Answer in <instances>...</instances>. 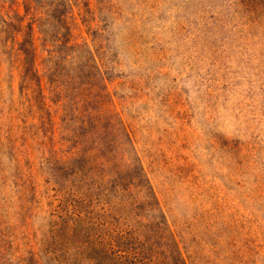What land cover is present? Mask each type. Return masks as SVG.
<instances>
[{"label": "rangeland", "instance_id": "374dc122", "mask_svg": "<svg viewBox=\"0 0 264 264\" xmlns=\"http://www.w3.org/2000/svg\"><path fill=\"white\" fill-rule=\"evenodd\" d=\"M0 264H264V0H0Z\"/></svg>", "mask_w": 264, "mask_h": 264}]
</instances>
